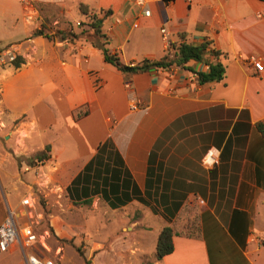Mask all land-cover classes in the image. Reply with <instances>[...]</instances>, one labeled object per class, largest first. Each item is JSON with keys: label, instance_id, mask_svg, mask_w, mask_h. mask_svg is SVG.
Returning a JSON list of instances; mask_svg holds the SVG:
<instances>
[{"label": "crops", "instance_id": "1", "mask_svg": "<svg viewBox=\"0 0 264 264\" xmlns=\"http://www.w3.org/2000/svg\"><path fill=\"white\" fill-rule=\"evenodd\" d=\"M76 1L101 19L105 48L121 64L169 53L165 28L170 45L206 43L204 56L224 65V77L198 83L195 72L208 66L194 60L126 77L90 42L35 36V27L7 43L20 65L0 70L4 139L16 158L48 146L38 170L58 193L89 212H136L154 257L158 233L171 227L173 250L154 264H264V0ZM208 151L216 162L204 163ZM10 172L0 170V223L8 209L18 227L31 224L43 243L36 252L47 258L35 200L17 199ZM27 196L32 207L21 204ZM0 264L24 262L10 246Z\"/></svg>", "mask_w": 264, "mask_h": 264}, {"label": "rangeland", "instance_id": "2", "mask_svg": "<svg viewBox=\"0 0 264 264\" xmlns=\"http://www.w3.org/2000/svg\"><path fill=\"white\" fill-rule=\"evenodd\" d=\"M28 7L30 9L24 11L20 0H0V47L23 41L25 32L35 27L49 34L57 29L78 33L87 28L85 23L90 21L79 12L76 0H33ZM25 14H30L32 21H26ZM0 116L4 121L0 128V170L11 169L12 175L6 183L9 187H17L20 192L17 199L31 195L35 200V212L41 214L38 232L47 230L49 234L50 250L39 246L47 258H55L58 252L57 264H86L85 260L90 264H154L149 229L146 225L135 224L140 218L136 212L133 217L120 219L118 214L89 212L73 205L38 170L39 162L31 163L32 157L16 158L10 140L4 139L10 129L5 122L7 117ZM15 124H11L12 129ZM15 136L20 137L19 132H15ZM0 185L3 192H7L1 176ZM36 214L33 217H37Z\"/></svg>", "mask_w": 264, "mask_h": 264}, {"label": "trees", "instance_id": "3", "mask_svg": "<svg viewBox=\"0 0 264 264\" xmlns=\"http://www.w3.org/2000/svg\"><path fill=\"white\" fill-rule=\"evenodd\" d=\"M78 10L81 14L85 15L86 18H90V21L85 23L87 28L81 29L78 33H74L72 31H65L61 29L55 30L53 33H45L42 28H38L33 30L32 35L38 36L42 35L50 40H69L71 42L77 40L78 38H82L92 45L96 46L102 51L104 59L116 66L120 72L124 74V76L129 77L132 74L145 72L153 68H165L172 64L185 66L187 62L190 60L203 62L208 66V70L206 72L198 71L195 72L197 82L200 84L220 81L224 77L225 68L224 65L217 60H209L205 55L206 51V43H201L199 45H192L190 43H186L184 41L174 44L171 43L169 53L164 55L160 59H144L140 63L135 65H124L121 64L118 58L108 53L105 48L106 41L103 35L100 32L101 22L100 18L97 17L95 12L92 9H89L86 5L82 3H78ZM108 13L107 11L105 12ZM215 57L218 56V53L212 51ZM22 62L21 57H17L14 62L15 67H18ZM191 70V69H189ZM257 128L264 135V122H258ZM49 147L45 146V148L35 154L30 160L31 163L42 162L49 158ZM173 230L169 226H164L157 235L156 243H155V257L156 259H161L163 256L169 254L173 250L172 243ZM79 254L82 255V252L78 249ZM86 264H90L89 260H85Z\"/></svg>", "mask_w": 264, "mask_h": 264}, {"label": "built area", "instance_id": "4", "mask_svg": "<svg viewBox=\"0 0 264 264\" xmlns=\"http://www.w3.org/2000/svg\"><path fill=\"white\" fill-rule=\"evenodd\" d=\"M20 1L23 3V10L28 11L30 9L28 4L33 0ZM137 2L142 3V0H137ZM144 15H148L147 10L144 11ZM25 18L27 20L32 19L30 14H25ZM160 31L165 46L169 49L170 43L166 29L161 28ZM18 56L19 53L16 45L6 44L0 47V70H3L6 67H15L14 62ZM247 61L254 67L255 72H259L262 69V63L258 57L250 55L247 57ZM131 107H137L136 100H133ZM0 115H2L1 112ZM3 126L4 121L0 116V128ZM206 162H216L214 155L210 151L204 156V163ZM21 204L26 207H32V202L29 196L22 198ZM38 245H43V243L40 241L38 233L34 232L31 224L18 227L14 213L7 209L6 217L0 223V253L6 251L10 246H15L21 253L24 264H55L52 259L44 258L36 252V250H38Z\"/></svg>", "mask_w": 264, "mask_h": 264}]
</instances>
